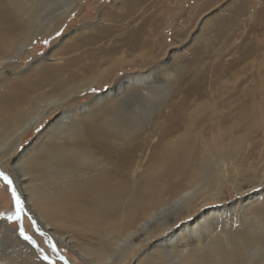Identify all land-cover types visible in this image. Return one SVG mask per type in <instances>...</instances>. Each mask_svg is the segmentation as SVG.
I'll return each mask as SVG.
<instances>
[{
    "label": "bare ground",
    "instance_id": "bare-ground-1",
    "mask_svg": "<svg viewBox=\"0 0 264 264\" xmlns=\"http://www.w3.org/2000/svg\"><path fill=\"white\" fill-rule=\"evenodd\" d=\"M10 1L0 0V164L14 151L24 133L38 127L46 114L52 113L50 106L61 108L55 120L57 124L48 126L45 142L18 163L22 171L19 180L22 198L38 221L52 229L50 234L59 242L90 264H112L115 258L109 251L114 243L122 240L130 243L138 232L151 234L164 229L163 220L150 221L163 215L168 205L177 201L171 200L177 192L173 190L175 178L180 181L198 173L203 180L207 175L215 179L209 175L214 162L235 150L231 149L235 145L232 142L227 148L218 145L232 129L240 130L243 135L257 117L260 119L264 110V49L255 56L263 72L254 91L259 97L251 94L247 101H242L243 98L236 96L232 102L225 100L223 106L229 107L232 103L233 112L218 109L213 94H202L199 87H183L185 78L191 82L197 77L199 61L196 60L189 66L188 76L177 83L165 111L159 114L161 125L125 141L137 119L130 111L123 120L117 117L121 115L124 100L120 97L123 82L117 81L112 93L109 91L113 95L111 102L103 104L97 98L85 107L94 109L89 112L93 115L89 116L90 122L78 118L75 109L67 104L74 94L112 79L114 69L123 65L122 57H114L118 52L129 50L131 53L145 46L142 59L152 57L159 44L144 45L141 41L143 24L150 21L142 17L138 25L134 22L147 12L154 0L152 3L125 0L121 12L104 27L106 35L102 39L117 42L109 52L84 49L80 41H73L60 52L58 62L38 65L21 80L7 79V70H10L7 63L16 59L31 36L49 30V25L42 24L43 17L33 19L32 4L38 0H17L14 5ZM73 1L68 0L58 13L71 12ZM25 15L32 19L31 25L25 22ZM112 21L118 24L117 32L123 35H111ZM239 45L236 51L242 44ZM245 53L239 50L238 57L231 58L229 64L248 57ZM212 191L214 198L222 197L219 190ZM208 192L201 191L202 198L191 204L190 209L207 201L211 194ZM256 231L246 230L234 238L219 237L209 230L210 233L199 236L200 240H194L188 247L177 246L175 251L180 254V264H236L243 258L242 252L249 241L260 238ZM72 240H75L74 246ZM130 247L124 245L112 254L121 260Z\"/></svg>",
    "mask_w": 264,
    "mask_h": 264
},
{
    "label": "rangeland",
    "instance_id": "rangeland-1",
    "mask_svg": "<svg viewBox=\"0 0 264 264\" xmlns=\"http://www.w3.org/2000/svg\"><path fill=\"white\" fill-rule=\"evenodd\" d=\"M10 2L14 5L17 0ZM67 2L38 0L32 4L35 9L33 19L43 17L45 21L42 24L49 25V30L31 36L16 59L7 63L10 66V70H7L8 80L24 79L34 67L58 62L62 56L60 52L73 41H80L81 48L100 53L116 47V41H104L102 36L106 32L104 27L121 12L125 0H74L71 12L58 13ZM147 2L152 3L153 0ZM152 4L134 22V25H138L142 17L144 21H150L143 24L145 31L141 34V41L144 45L159 44L152 57L142 59L145 46L132 54L129 50L118 52L114 57H122L123 65L114 69L112 79L102 80L74 94L67 104H70V109H75L78 118L90 122L89 116L93 115L89 112L94 109L92 106L89 109L85 107L97 98L103 104L111 102L113 95L110 92L115 83L123 82L124 91H121L120 97H124V100L121 115L117 117L123 120L130 111L137 119L125 141L161 125L159 114L165 111L167 100L177 83L188 76L189 66L196 60L199 61L197 77L192 76L194 80L191 82L185 78L183 87H199L202 94H213L218 109H232V112V103L224 108V101L232 102L231 99L236 96L247 101L251 94L256 95L254 91L263 74L259 61H255L259 59L255 56L264 49V0H154ZM25 22L31 25L32 19L25 15ZM112 22L111 35L121 36L122 32H117L118 24ZM239 44H242L239 50L246 51L248 57L229 64L231 58L238 57L239 50L236 51L235 47ZM49 110L52 113H47L38 127L24 133L14 151L2 160L3 165L0 164V171H4L12 180L11 187L15 188L23 207L18 221L7 219L10 215H16L18 205L11 188L0 178V214H3L0 216V264H90L50 234L52 229L38 221L20 191L22 171L18 163L45 142L50 130L48 126L56 125L55 120L61 113V108L50 106ZM240 132L232 129L226 140L218 145L219 148H227L232 142L235 145L231 149L235 150L214 162L209 175L215 179L207 175L203 180L204 177L198 173L180 181L175 178L173 190L177 192L171 200L177 201L170 203L163 215L150 221L163 220L164 231L151 234L141 231L130 243L123 240L114 243L109 251L115 258L112 264H146L147 261L149 264H180V254L175 251L177 246L188 247L194 240H200V235L210 232L219 237L226 235L235 238L250 229L259 231L260 238L252 242L248 240L249 245L242 252L243 258L236 264H264V110L260 119L257 117V121L243 135ZM203 190L205 193L209 191L208 194L213 193L212 190H219L222 197L214 198L211 193L207 201L190 209L191 204L200 201ZM244 198L248 200L241 202ZM175 215H179L178 218ZM21 229L35 241L34 244L21 235ZM64 237L70 239L66 234ZM72 241L74 246L75 240ZM128 244L132 247L128 255L117 260L112 252Z\"/></svg>",
    "mask_w": 264,
    "mask_h": 264
},
{
    "label": "snow or ice",
    "instance_id": "snow-or-ice-1",
    "mask_svg": "<svg viewBox=\"0 0 264 264\" xmlns=\"http://www.w3.org/2000/svg\"><path fill=\"white\" fill-rule=\"evenodd\" d=\"M0 178L3 179V181L5 182V184H7L10 188H11V191H12V195L14 197V199L16 200V203L18 205V208H17V212H16V215L15 216H8L7 219L9 221H12V220H19L20 218V213L23 212V207L21 206V202L19 200V197L16 195V191H15V188L14 187H11L12 186V180L9 178L8 175L5 174L4 171H0ZM3 214H0V216H2ZM21 235L24 236L25 239L27 240H30L32 241V238L30 236H27L24 232H23V229H21ZM32 243L34 244L35 241H32ZM45 259H47V257H44Z\"/></svg>",
    "mask_w": 264,
    "mask_h": 264
}]
</instances>
